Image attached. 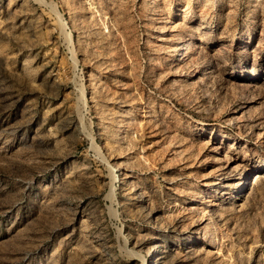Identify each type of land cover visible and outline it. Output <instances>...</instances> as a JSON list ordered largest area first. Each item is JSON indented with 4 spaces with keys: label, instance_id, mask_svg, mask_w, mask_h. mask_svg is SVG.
<instances>
[{
    "label": "rangeland",
    "instance_id": "1",
    "mask_svg": "<svg viewBox=\"0 0 264 264\" xmlns=\"http://www.w3.org/2000/svg\"><path fill=\"white\" fill-rule=\"evenodd\" d=\"M264 264V0H0V264Z\"/></svg>",
    "mask_w": 264,
    "mask_h": 264
},
{
    "label": "bare ground",
    "instance_id": "2",
    "mask_svg": "<svg viewBox=\"0 0 264 264\" xmlns=\"http://www.w3.org/2000/svg\"><path fill=\"white\" fill-rule=\"evenodd\" d=\"M147 264H149V263H147Z\"/></svg>",
    "mask_w": 264,
    "mask_h": 264
}]
</instances>
